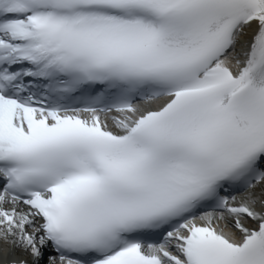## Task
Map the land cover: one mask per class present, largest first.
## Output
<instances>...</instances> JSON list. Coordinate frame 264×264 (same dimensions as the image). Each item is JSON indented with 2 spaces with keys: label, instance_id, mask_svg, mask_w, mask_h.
<instances>
[{
  "label": "snow or ice",
  "instance_id": "1",
  "mask_svg": "<svg viewBox=\"0 0 264 264\" xmlns=\"http://www.w3.org/2000/svg\"><path fill=\"white\" fill-rule=\"evenodd\" d=\"M0 264H264V0H0Z\"/></svg>",
  "mask_w": 264,
  "mask_h": 264
}]
</instances>
